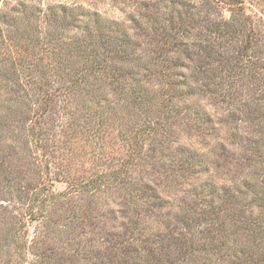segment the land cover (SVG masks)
I'll return each mask as SVG.
<instances>
[{"label":"rangeland","instance_id":"obj_1","mask_svg":"<svg viewBox=\"0 0 264 264\" xmlns=\"http://www.w3.org/2000/svg\"><path fill=\"white\" fill-rule=\"evenodd\" d=\"M150 1L0 0V73L11 67L8 69L9 73L13 72L19 77L13 78L15 82L20 78L23 79V77L27 79L28 75H38L41 72L39 68L43 61L44 66H46V62L50 63L51 69L45 72L47 73V77L49 76V79L53 81V87L50 86L48 88L47 94L50 95L49 97H47L44 91H41L37 93L36 98V96H32L34 95L33 91H30L26 87L27 95L23 98L25 105H21L24 109L27 105V113L23 117L26 123L22 125L19 115H10L9 111L5 114L3 113L5 112V105L10 98L7 92L9 88L7 84L12 85V82L8 81L6 83V80L3 82L0 75V162L7 158H11L12 160L7 162V164H0V227L1 223L11 228H16L17 226L21 235H24L22 241L25 244L24 257H26V261L23 264H32L35 249L40 245L39 241L46 239L41 238V236L47 234L39 218L41 210L45 214L52 213L49 221L51 234L48 238V248L50 250L58 248V253L61 256H66L70 253V256L74 260L70 264H99L100 261L107 264L109 260L114 264L130 263L132 262V258L124 251L131 244L138 254L142 253L143 247H145V251L152 252L154 258L150 259V263L148 264H156L155 254L163 246V235L167 231L166 228L161 226L163 224L161 218L155 217L152 213H144L145 206L143 204L138 205L141 214L137 219V228L135 231H132V235H129L127 233L129 230L124 231L122 228H119L121 223H125L126 220L119 210L121 205L119 198H117L118 193L111 194L101 191L94 198L87 197L88 201H86L85 197L81 198V200L76 197L77 193H74L78 192L76 187L71 188V183H74L78 177H85L89 175V172L108 171L111 169L112 163L116 164L120 157L126 155L128 153L127 145L131 140L124 141V138L129 136L124 129L126 130L131 127L134 122H137L135 127L138 128L140 122L136 121L134 116L133 118L123 111H119L118 120L113 122V126L106 127L107 125H104L103 129L92 127L95 130L94 133L92 131V135H94V137L91 136L92 138H87L86 135H76V133L74 134L70 130H66L65 125L60 122L67 115H75L85 124V119L82 118L83 109L87 111L85 106L91 102L87 104L82 103L77 93L82 95L84 90L88 92L90 87L97 88L100 90L102 97L99 99L92 98V101L99 100L101 105L106 104L113 97L104 85L112 75V71L108 70L101 73H90L86 80L89 85L87 87L85 85L84 88H78L75 99L67 97L66 92L69 84H65V81L69 79L67 75L70 73L69 68L73 72L71 77L76 74H78V77L83 76L86 74L85 67L87 65L85 63H87V60H85V54H77V56L69 58L68 55H63L61 51L59 53V46L62 42H67V39L83 37L82 35L87 31L92 36L94 34L110 33L120 38L131 37V43L129 42L130 44L124 47L132 48L134 45H138L144 50L145 54L141 50L134 57L144 54V60L147 62L145 64L150 65L151 57L155 56L154 52L149 51V49L153 48L151 47L152 43L150 40L153 41L157 37L154 34H149L147 37L138 36L141 32L138 29L140 21L143 22L140 26L151 27L147 25L148 20L146 21V19L140 17L144 14V10L148 9V7L144 8V5L147 4L148 6ZM189 1L196 8L198 7L197 9L200 12L197 15L198 19H202L203 16L206 19V24L210 22L211 26L204 28L201 25L202 22H198L196 24L197 27H195L197 30L189 29L188 31L191 30V33L185 38L186 43L189 44L188 46L191 47L193 41L194 44L198 45L200 42L204 44V39L209 42H211L212 38L215 41L221 40L217 39V27L213 23L218 24V20L228 19L230 12L227 6L210 3L211 0ZM242 2L244 13L252 19L255 25L253 32L263 33L264 0H242ZM159 7L161 9L160 13L168 10L166 5L164 6V3L160 1ZM99 28H102V31ZM209 31L212 32V35ZM198 32L202 33L203 40L199 39V36L196 37ZM208 37L211 39L208 40ZM257 37L254 39V53L259 55V58L254 60L262 68L264 67V44L260 48L261 40L257 43ZM94 38L95 41L99 39L98 36ZM207 41L204 45L205 48L201 44V46L198 45V48L192 47L187 50L190 56H192L193 52L199 53L202 61L197 63L198 68L194 62L183 59L179 61L180 66L170 72L184 75V80L191 87L195 86V79L199 78L200 81L211 82L210 87L219 91L212 100L208 99L203 92H199L189 102L194 103V107L200 109L211 118L216 132L215 137L211 138L214 139L212 144H223L229 149V152L233 151L236 153V156L231 160L223 159L219 155L215 156L216 158L212 157V164L209 163L206 177L212 178L219 186L230 188L231 191L237 187L239 191L248 193L244 185L248 178L247 169L252 166V163L251 165L249 163V158L252 156V148L247 146V144L241 143L246 139H250L249 134L243 133L246 135L244 136L241 135V132H248L250 130L242 115V113L246 114L248 111L250 112V108L248 110L243 108L240 102L229 105L226 101L227 99H221L220 87H222L221 85L228 84L227 87H230L235 95L239 96L241 93L238 97L241 102L249 97L261 98L264 101V81L251 80L248 77H242V73H237L236 75L229 73V70L220 68L216 62L211 61L210 58H206L204 54L207 49L209 51L212 50ZM217 41L216 43L219 44V41ZM230 53L233 56V52ZM105 55L107 54L101 53L96 59L101 62H113V54H108L111 57ZM60 57L63 59L62 63H58ZM224 57L227 58L226 54ZM82 60L85 61L83 62ZM115 62L117 61L115 60ZM232 62L234 61L232 60ZM35 67H38L36 71L33 70ZM209 69L211 70L208 71ZM233 70L237 71L236 68ZM144 71L147 73L146 69ZM159 77L158 68H152L151 74L148 76L140 72L138 81L154 93L164 92L167 90V87L163 82L158 80ZM92 84L94 85L92 86ZM173 103L176 108L184 105L182 101H177L176 99H174ZM41 106H43L45 115H48L49 111L50 113L52 111L55 123H51L50 125H53V129L59 136L57 141L49 143L47 149L40 150V145L37 143L35 134L31 133V129L35 125L33 120L40 118L38 112H40ZM233 110L235 112H232ZM29 116L30 118H28ZM261 119L256 118L255 122L260 124V126H264ZM91 120V124L93 125L94 119ZM129 122L130 124L126 126L122 125V123L125 125ZM94 125L97 124L95 123ZM239 128L242 129L240 130ZM82 131H84L83 128H80V133ZM172 131L171 133L174 134L171 135L170 139L177 140L176 145L189 147L192 151L198 153L211 154L209 149L210 143L198 137H192L188 129H185V124H180L178 121L172 127ZM63 132L67 133L66 135L69 138H65ZM170 139L167 140L170 141ZM201 141L202 144L200 143ZM139 145L142 146V143ZM144 147H146V144H144ZM167 153L171 155L170 150L163 152V154H158V159H161L159 164L162 158L166 160L165 155ZM217 154L215 153L214 155ZM174 168L170 169L168 177L169 179L177 178L179 182H182L180 186L175 188L177 190L163 187L165 180L163 175L157 172V170H161L162 168L159 166L154 167L153 162L143 165L141 171V175L146 176V178L141 179L157 190L160 199L166 202L165 210L170 217L178 212L179 206L181 208L185 206L183 202L192 203L188 195L198 191H193L192 186L187 185L191 180H180V172ZM13 178L15 179V187L10 184L13 183ZM137 178L140 179L139 177ZM50 193L60 194L59 198L61 199L47 201L46 205L48 206L45 208L39 207L40 203L38 201H33L35 197L39 199ZM62 204L63 206H60ZM69 204L72 206H69ZM134 209L136 210L137 208L134 207ZM110 211L111 214H108ZM126 212L125 215H128V217L132 215L130 209ZM93 213H95L94 216L98 215V224L102 230H98L96 221L92 218ZM107 215L113 217L114 221L111 222L106 217ZM131 219H133L132 216ZM89 221L90 227H82L84 223H88ZM52 226L57 228L56 232H54ZM64 226H67V230ZM111 226L115 227L116 231V233L114 232L113 240H109L111 236L107 235ZM162 233L164 234L162 235ZM67 239L73 240L74 243L65 242L63 244ZM37 240L38 243L33 248L32 245ZM104 245H115L118 247L116 252L108 256L107 261L104 257ZM132 248L130 247V249ZM80 249L85 250L86 260L84 261L79 257ZM6 252L7 247H4L2 252L4 255L0 259V264H5L3 262L6 261ZM17 253L13 254V258L18 256L20 259L21 257ZM49 263L55 264L53 260H50ZM163 263L160 261L158 264ZM63 264H67V262L64 261Z\"/></svg>","mask_w":264,"mask_h":264},{"label":"trees","instance_id":"obj_2","mask_svg":"<svg viewBox=\"0 0 264 264\" xmlns=\"http://www.w3.org/2000/svg\"><path fill=\"white\" fill-rule=\"evenodd\" d=\"M159 1L164 3V6L166 5L168 9L166 12L160 13ZM159 1L151 0L148 6L145 4L144 8L148 7V9L144 10V14L140 16L146 21L148 20L147 25L151 27L140 26V24H143L141 21L138 23V29L141 31L138 34L139 37H147L149 34H154L157 37L153 41L150 40L153 48L149 49V51L155 53V56L151 57L150 65L145 64L147 63L144 60L145 52L138 45H134L132 48L124 47L131 43V37L120 38L110 33L94 34L92 36L87 31L82 35L83 37L67 39V42H62L59 46V53L61 51L63 55H68L69 58H73L77 54H85V60H87V63H85L87 65L85 67L86 74L83 76L78 77V74H76L71 77L73 72L69 68L70 73L67 74L69 79L65 81V84H69L66 92V96L69 98L75 99L77 89L89 85L86 80L90 73L112 71L108 82L103 84L108 88L113 99L108 100L103 105H101L99 100L93 102L92 98L99 99L102 97L100 90L94 87H90L88 92L84 90L82 95L77 93L82 103L91 102L85 106L87 111L83 109L82 118L85 119V124L75 115H67L64 120H60L65 125L66 130H70L76 135H86L87 138L94 137L92 131L94 133L95 130L92 127L103 129L104 125H107L106 127L113 126V122L118 120L119 111H123L130 117L134 116L136 121L140 122L138 128L135 127L137 122H134L131 127L124 129L129 135L124 138V141L131 140L127 145L128 153L126 155L120 157L116 164L112 163L111 169L108 171L89 172V175L85 177H78L74 183L70 182L72 184L71 188L76 187L78 191L74 192L77 193L76 197L80 198V200L85 197L86 201H88L87 197L94 198L101 191L111 194L118 193L117 198H119L121 205L119 210L126 220L125 223H121L119 228L124 231L129 230L127 232L129 235H132V231L137 228V219L141 214L138 205L143 204L145 206L144 213H152L155 217L161 218L163 220L161 226L166 228L167 231L165 234L162 233V235L164 234L163 246L159 248L158 252L156 251V264L160 261L164 262L163 264H264V126H260V124L255 122L256 118H262L261 121L264 123V101L261 98L249 97L241 102L240 98H238L241 93L237 96L230 87H227L228 84L221 85L220 94L222 100L227 99L226 101L229 105L240 102L243 108L247 110L250 108V112L242 113L243 120L247 123L246 125L250 130L241 132V135L244 136L246 135L243 133L249 134L250 139H246L241 143L247 144V146L252 148V156L249 158V163L250 165L252 163V166L247 169L248 178L244 185L248 193L239 191L237 187L231 191L228 187L219 186L212 178L206 177L209 163L212 164V157L216 158L215 156L219 155L223 159L231 160L236 156V153L233 151L229 152V149L223 144H212L214 139L211 138L215 137L216 132L211 118L200 109L194 107V103H189L199 92H203L208 99L212 100L219 91L210 87L211 82H203L199 78L195 79V86L191 87L184 80V75L170 72L180 66V60H190L196 66L199 61H202L198 52H193L192 56H190L187 50L192 47L198 48V45L201 46V44L204 47L207 40L203 38L204 44L200 42L198 45L194 44L193 41L192 46L189 47L185 38L191 33V30H197L195 27H197L196 24L198 22H202L201 25L204 28H209L211 25L209 24L210 22L206 24V19L203 16L202 19H198L197 15L200 14L198 7L196 8L189 0ZM210 3L227 6L230 15L228 19L218 20V24L213 23L217 27V39L221 40H218V44L216 43L217 40L215 41L214 38L208 37L211 42H207L212 50L209 51L206 48L207 50L204 52L206 58L216 62L220 68L229 70V73L236 75L237 73H242V77L264 81V67L261 68L258 62L254 60L259 58V55L254 53V39L258 36L257 43L261 40V48L262 44H264V32H253L255 25L252 19L244 13L242 0H211ZM189 29L191 30L188 31ZM99 30L102 31V28H99ZM209 32L212 35V32ZM96 36L99 37L98 41L94 40ZM197 36L203 40L201 32H198ZM116 45L118 46L115 47ZM141 50L144 54L134 57ZM100 52L107 54L105 55L107 57H111L108 54H113V62L97 60L96 58L101 54ZM230 52H233V56ZM225 54L227 58L224 57ZM62 60L60 57L58 63H62ZM85 60L82 61L84 62ZM46 63V66H44L42 61L39 68L41 72L38 75H28L27 79L23 77V79L20 78L16 82L14 79L19 77L13 72L9 73L8 69L11 67L0 73L3 82L5 80L6 83L8 81L12 82V85L7 84L9 86L7 92L10 98L5 105V112L3 113L5 114L9 111L10 115H19L22 125L26 123L23 117L27 113V105L25 109L21 106L22 104L25 105L23 98L27 95L26 87L33 91L34 95L32 96H36V98L37 93L44 91L47 94L48 88L50 86L53 87V81L49 79V76L47 77L45 72L51 69L50 63ZM152 68H158L160 73L158 80L167 87L166 91L154 93L139 83L140 72L148 76L151 74ZM234 68L237 71L233 70ZM37 69L38 67H35L33 70L36 71ZM144 69H146L147 73ZM60 76L63 77L64 75ZM180 78L182 81H180ZM49 96L47 94V97ZM174 99L182 101L184 105L181 104L182 107H174ZM39 111L40 118L33 120L35 125L31 129V133L35 134L41 150L47 149L50 142L57 141L59 135L53 129V125H50L55 123L52 111L45 115L43 106L40 107ZM232 112L235 111L233 110ZM91 119H94V124L96 123L97 125H92ZM178 121L180 124H185V129H188L192 137L195 136L203 141H208L211 145L209 149L212 155L210 153H198L192 151L189 147L176 145L177 140H172L170 137L174 134L171 133L173 132L172 127ZM128 124L130 122L125 125L122 123L123 126ZM80 128L84 130L82 133H80ZM239 129L241 130L242 128ZM66 134L64 133L65 138H69ZM167 139H170V141ZM140 143H142V146L139 145ZM200 143L202 144V141ZM144 144H146V147H144ZM167 150L171 151V155L167 153L165 155L166 160L162 158L159 164L161 159H158V154H163ZM215 153L218 154L214 155ZM10 161H12L11 158H7L4 161L2 160L0 164H7ZM150 162H153L154 167L159 166L162 168L157 170V172L163 175L165 180L163 187L177 190L175 188L182 184L179 179H169L168 177L170 169L175 167L174 169L180 172V180H191V182L188 181L190 185H187L192 186L193 191L198 190L188 195L192 203L183 202L185 206L182 208L179 206L178 212L174 213L172 217L166 212V202L160 199L158 191L141 179L146 178L145 175H141L143 165ZM12 182L10 184L15 187L14 178ZM59 197L60 194L50 193L39 199L35 197L33 201H38L40 203L39 207L45 208L48 206L46 205L47 201L52 199L59 200L61 199ZM60 206H63V204ZM69 206L72 205L69 204ZM127 207L132 212L131 216L133 219H131V216L125 215L126 211H128ZM134 207L137 209L135 210ZM94 214L92 218L95 219L98 230H102L98 224L99 217L98 215L94 216ZM108 214H111V211ZM51 215V212L45 214L41 210L39 218L47 233L41 238L43 237L47 240L39 241L40 245L35 249L32 264H53L49 263L50 260H53L55 264H63L64 261L70 264V262L74 261L70 253L69 255L61 256L58 253V248H52L51 250L48 248V238L51 234L49 224ZM106 217L111 222L114 221L113 217L109 215ZM90 226L89 221L84 223L82 227ZM64 227L67 230V226ZM52 229H54V232L57 231L54 226H52ZM114 232L116 233L115 227L111 226L107 234L111 236L109 240L114 239ZM23 236L19 227L11 228L1 223L0 259L4 255L2 253L3 248L7 247V252L5 253L6 261L3 263L23 264L26 261V257H24L25 244L22 241ZM65 242L74 243L71 239H67L63 244ZM37 243L38 240L35 241L32 247L34 248ZM130 247L133 248L130 249ZM117 248L115 245H104L106 261L109 255L116 252ZM142 249V253L138 254L134 246L132 244L129 245V248L125 249L124 252L128 256L130 255L132 262H124L123 264L150 263V259L154 258L152 252L145 251V247ZM16 252L20 255V259L18 256L13 258V254ZM79 254L81 260H86L84 249H80ZM203 254L205 256L202 257ZM102 262L100 261L99 264ZM107 264L114 263L109 260Z\"/></svg>","mask_w":264,"mask_h":264}]
</instances>
